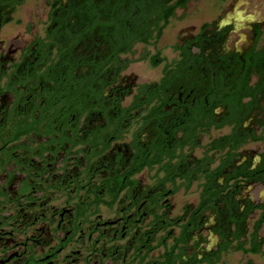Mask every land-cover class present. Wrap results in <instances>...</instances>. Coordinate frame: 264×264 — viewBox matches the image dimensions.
<instances>
[{
  "label": "flooded vegetation",
  "instance_id": "flooded-vegetation-1",
  "mask_svg": "<svg viewBox=\"0 0 264 264\" xmlns=\"http://www.w3.org/2000/svg\"><path fill=\"white\" fill-rule=\"evenodd\" d=\"M200 1L0 0V264H217L264 219V14Z\"/></svg>",
  "mask_w": 264,
  "mask_h": 264
},
{
  "label": "rangeland",
  "instance_id": "rangeland-1",
  "mask_svg": "<svg viewBox=\"0 0 264 264\" xmlns=\"http://www.w3.org/2000/svg\"><path fill=\"white\" fill-rule=\"evenodd\" d=\"M245 2L249 1L254 8L253 12L264 14V0H243ZM212 2L209 0H201L199 3L194 4L190 7L189 13L194 14L192 21L187 24L198 23V18L202 16L201 19H206L205 16L212 14ZM139 69H144V66L138 65ZM146 70V69H145ZM147 72V71H146ZM261 237L264 240V228L261 232ZM264 250V244H263ZM219 264H264L263 255H245L243 253L233 252L228 255H224L222 261Z\"/></svg>",
  "mask_w": 264,
  "mask_h": 264
},
{
  "label": "trees",
  "instance_id": "trees-1",
  "mask_svg": "<svg viewBox=\"0 0 264 264\" xmlns=\"http://www.w3.org/2000/svg\"><path fill=\"white\" fill-rule=\"evenodd\" d=\"M264 222L263 217L258 224L255 225L253 232L248 233L245 228L237 227L231 241H226L219 247L216 263L219 264L222 261L224 255H228L233 252L243 253L245 255H263L264 242L259 238L258 233ZM215 264V263H214Z\"/></svg>",
  "mask_w": 264,
  "mask_h": 264
}]
</instances>
